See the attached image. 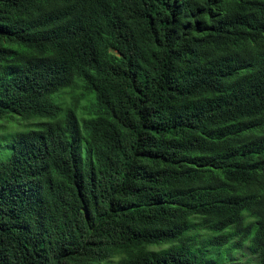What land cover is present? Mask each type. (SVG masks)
Instances as JSON below:
<instances>
[{
  "label": "trees",
  "instance_id": "1",
  "mask_svg": "<svg viewBox=\"0 0 264 264\" xmlns=\"http://www.w3.org/2000/svg\"><path fill=\"white\" fill-rule=\"evenodd\" d=\"M4 114L0 264H264V0H0Z\"/></svg>",
  "mask_w": 264,
  "mask_h": 264
},
{
  "label": "rangeland",
  "instance_id": "2",
  "mask_svg": "<svg viewBox=\"0 0 264 264\" xmlns=\"http://www.w3.org/2000/svg\"><path fill=\"white\" fill-rule=\"evenodd\" d=\"M37 122L27 120L19 115L4 114L0 118V162L11 159L14 154L15 140L22 132L33 129L31 126ZM206 234L205 230L198 231L197 239L202 241ZM249 256L250 251L247 247H239L237 251L230 252L228 256H225L230 260L223 261L221 264H244L247 263Z\"/></svg>",
  "mask_w": 264,
  "mask_h": 264
}]
</instances>
